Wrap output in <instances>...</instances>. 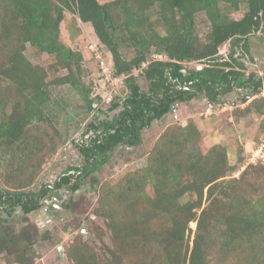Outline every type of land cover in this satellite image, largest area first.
Returning <instances> with one entry per match:
<instances>
[{
    "label": "trees",
    "instance_id": "obj_1",
    "mask_svg": "<svg viewBox=\"0 0 264 264\" xmlns=\"http://www.w3.org/2000/svg\"><path fill=\"white\" fill-rule=\"evenodd\" d=\"M242 6V16L233 17ZM65 11L91 25L126 88L121 109L102 121L86 145L75 143L83 166L65 170L54 181L70 193L82 183H97L93 173L109 153L119 145H139L142 131L176 102L204 93L208 102L219 103L235 88L255 95L262 86V78L246 75L234 54L236 47L248 52L246 38L264 28V0H0V207L8 218L17 206L26 214L39 208L44 189H26L64 141L50 113V85L78 91L82 82L81 53L59 39ZM198 13L210 25L202 36L195 31ZM226 42L228 59L217 61ZM27 45L50 56L48 64L32 63ZM122 47L131 54L124 55ZM153 53L167 59H151ZM189 62L203 65L188 67ZM81 97L90 110L100 99L87 92ZM248 98L243 95L240 103ZM117 106L114 96L109 108ZM238 110L257 113L264 129V97ZM199 141L193 121L169 125L147 153L144 168L104 183L94 210L104 222L105 231L94 228L101 243L97 247L77 232L66 248L72 264H264V165L248 163L233 176L236 166L230 165L226 146L202 150ZM62 205L71 215L86 209L82 198L70 195ZM24 220L14 230L0 214V252L10 264H34V244L51 239L49 230L40 232ZM190 222L196 223L192 238ZM70 224L81 229L77 217Z\"/></svg>",
    "mask_w": 264,
    "mask_h": 264
},
{
    "label": "rangeland",
    "instance_id": "obj_2",
    "mask_svg": "<svg viewBox=\"0 0 264 264\" xmlns=\"http://www.w3.org/2000/svg\"><path fill=\"white\" fill-rule=\"evenodd\" d=\"M243 11L244 6L234 12L232 16L240 18ZM209 28L210 25L205 14L198 13L195 17L196 33L202 36ZM59 39L65 47L81 53L82 82L78 91L67 84L50 85L53 96L49 108L50 113L53 116L54 125L60 130L64 141L54 154L47 157L36 180L26 189V191L34 193L47 185H52L63 171L71 167L83 166L84 157L75 143L86 145L90 137H94L101 130L102 121L111 119L121 109L120 103L126 93L122 77L119 80H106L102 75L99 61L102 60L104 65L112 66L111 55L108 49L98 41L89 23H83L76 14L65 11L64 18L60 23ZM246 45L248 52L236 47L234 57L244 64L243 71L246 75L254 73L256 77L262 78L260 92L253 95L249 88H235L221 96L219 103H211V108L204 93H198L188 101L176 102L163 118L153 121L148 128L142 131L139 145L134 147L119 145L109 153L106 162L93 173L97 183H82L78 191L69 193L72 198L83 199L86 207L84 213L77 212L75 215H71L63 205L57 206V208L49 207L50 205L46 201L49 202V199L56 197V192L52 190H48L41 201H38V209L27 214L20 206H17L8 218L6 211L0 207L1 216L8 219L7 223L12 225L14 230L20 229L26 223L24 220L26 216L29 222L38 226L40 232L46 229L50 231L51 239L38 240L34 244V264H72V261L67 257L66 248L79 231L85 240L97 247L100 245L101 241L98 238L100 232L94 228L99 226L105 231L104 222L103 218L96 216L94 210L98 205L103 184L116 182L127 171L144 168L147 153L160 133L169 125H184L188 120L193 121L200 131L199 146L202 150L215 144L225 145L230 165L236 166L232 173L233 176H238L248 163L264 165V129L260 126L261 119L255 112L242 114L238 110L256 97H264V28L248 36ZM229 49L230 42L223 44L219 48L217 61L228 59ZM120 51L127 56L131 54V50L124 47ZM25 54L35 64L47 65L50 61V56L33 52L29 49V45L26 46ZM155 54L160 53H153L151 59H158L154 56ZM159 59L167 58L164 54H160ZM186 65L197 68L203 64L189 62ZM64 73L65 70H62L58 74ZM138 73L136 72L135 75ZM52 77L53 75L50 74L49 79ZM138 83L142 89H146V82L139 76ZM81 92H87L90 97L96 95L100 97L99 101L95 102L93 109H88L81 97ZM243 95L249 96L248 101L240 103ZM114 96H116L118 106L109 108L108 99H113ZM90 122L97 125L98 128H90ZM239 156L243 158L242 162H239ZM66 193L67 191L63 188V195ZM186 199V196L182 198L183 201ZM52 203L59 204L57 200H53ZM49 211L53 214H50ZM120 211L121 207L117 212ZM76 217L81 222V229H76L70 224ZM65 225H67V229L63 228ZM195 226V222L189 223L192 231L191 238ZM0 264H10L4 252H0Z\"/></svg>",
    "mask_w": 264,
    "mask_h": 264
},
{
    "label": "flooded vegetation",
    "instance_id": "obj_3",
    "mask_svg": "<svg viewBox=\"0 0 264 264\" xmlns=\"http://www.w3.org/2000/svg\"><path fill=\"white\" fill-rule=\"evenodd\" d=\"M72 171V174H73V176H75L76 175V173L73 171V170H71ZM64 172V171H63ZM59 177V176H58ZM58 177L56 178V179H58ZM42 189H44V192L45 193H47V191L48 190H52V191H54V192H56V197L53 199V197L51 198V199H49V202H47L46 201V203L48 204L49 203V207H56L57 208V206L59 207V206H62V203H63V201L67 198V196L69 195V193H70V191L69 190H66L65 188V190L67 191V193L65 194V195H63V188H57L56 186H55V184L53 183L52 185H47L46 187H43V188H41L40 190H42ZM59 196H62V199H59L58 198V195ZM45 195V194H44ZM43 195V196H44ZM43 196L42 197H40L39 198V200L38 201H41V199L43 198ZM53 200H57L58 202H59V204L58 205H56V204H54V203H52L53 202ZM52 203V204H51ZM39 204V203H38ZM49 213L50 214H53V213H51L50 211H49Z\"/></svg>",
    "mask_w": 264,
    "mask_h": 264
},
{
    "label": "built area",
    "instance_id": "obj_4",
    "mask_svg": "<svg viewBox=\"0 0 264 264\" xmlns=\"http://www.w3.org/2000/svg\"><path fill=\"white\" fill-rule=\"evenodd\" d=\"M154 56L159 59L160 54H155ZM99 63H100V68L102 69V75L104 76V78L106 80H110V79L119 80L121 78V77H116L113 74L112 67L110 65H104V62L102 60H100ZM142 66H145V63H143ZM200 67L201 66H198L197 68H200ZM139 71H140V69H135L133 73L136 74V72H139ZM110 100H111V98L108 99V101H110ZM209 107L210 108L212 107L211 103H209Z\"/></svg>",
    "mask_w": 264,
    "mask_h": 264
}]
</instances>
